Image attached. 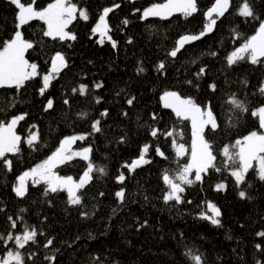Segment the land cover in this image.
I'll use <instances>...</instances> for the list:
<instances>
[{
  "label": "trees",
  "instance_id": "1",
  "mask_svg": "<svg viewBox=\"0 0 264 264\" xmlns=\"http://www.w3.org/2000/svg\"><path fill=\"white\" fill-rule=\"evenodd\" d=\"M162 1L72 0L88 14L87 20L76 14L66 28L74 40L44 36L46 24L39 19L19 28L33 42L24 58L37 65V75L19 90L0 88V122L24 115L15 126L19 151L0 157V257L13 250L22 253L24 264H192L186 255L191 251L202 254L203 264H264V236L258 235L264 232V180L253 162L244 182L237 184L231 172L238 158L228 161L223 154L225 147L238 151L232 146L249 132L262 131L253 109L264 103L260 92L264 57L252 64L245 54V59L231 66L226 58L258 30L264 0H250L255 18L238 14L243 0H230L228 11L212 31L184 45L176 57L169 53L178 39L204 30L205 13L215 0H197L198 11L188 17L174 12L167 19L142 18V8ZM21 3L42 9L55 0ZM104 8L113 9L106 17L111 41L93 33ZM17 10L11 0H0V48L17 31ZM58 52L66 67L54 71L52 58ZM161 63L165 67L158 70ZM201 68L205 71L198 77ZM47 73L53 78L41 94ZM80 85H87L84 94L79 92ZM166 91L209 106L217 121L216 129L210 125L204 129L215 166L202 173L200 181L183 185L179 204L164 201L169 188L163 176L175 180L190 162L191 123L164 107L161 97ZM232 98L243 102L246 111L229 103ZM49 99L53 106L46 110ZM104 112L107 115L102 116ZM95 121H100L99 132L93 131ZM154 129L156 136L151 134ZM34 130L38 140L29 145ZM70 134H82L78 142L89 145V161L94 165L92 178L77 191L81 203L70 204L64 189L45 195L47 184L31 180L25 195L17 196L13 189L18 175L48 157ZM173 141L184 145L183 155H176ZM145 147L148 163L130 171L126 165L138 159ZM87 164L73 157L55 170L78 177ZM120 174L125 177L122 183L117 181ZM194 177L193 169L189 178ZM221 183L225 187L218 190ZM121 189L123 200L115 195ZM209 203L221 212L219 226L201 216L202 212L212 216ZM33 229L35 241L24 248L7 239L9 234L14 237Z\"/></svg>",
  "mask_w": 264,
  "mask_h": 264
},
{
  "label": "snow or ice",
  "instance_id": "2",
  "mask_svg": "<svg viewBox=\"0 0 264 264\" xmlns=\"http://www.w3.org/2000/svg\"><path fill=\"white\" fill-rule=\"evenodd\" d=\"M13 4L19 9L18 15V28L29 23V21L34 19H39L44 21L47 25V31H44L43 35L46 37H51L53 39L59 38L60 40H74L76 39L75 35L71 34L65 29L73 20L76 19L77 6L72 3V0H55V3L49 4L47 8L43 10H35L31 3L25 5L21 3V0H11ZM114 7H119L115 5ZM230 7V0H215V3L210 7L205 16L208 20V23L205 25L204 30L199 33V35H185L180 38L178 41V46L175 47L169 55L176 57L177 53L183 48L185 44H188L192 41L199 40L202 36L206 35L208 32H211L213 26L216 24L217 19L225 15ZM112 8H105L103 14L99 18V22L93 28V33L100 32L101 36H106L107 39L111 41V36H108L110 31L109 26L106 21L108 13L111 12ZM198 11L197 0H167V3L163 4H153L151 7L146 8L143 12L142 18L146 19L148 17H160L161 19H167L174 12H181L186 17L192 16ZM215 14V16H214ZM238 14L244 17L255 18V13L251 7L250 0H243L241 7L238 10ZM80 18L87 20L88 14L85 9L79 10ZM124 24H127L128 21L124 20ZM103 41H101L102 43ZM116 44L113 41V47ZM33 48V42L25 39L20 30L15 31L13 37L10 40L3 42V48L0 50V88H12L15 87L17 90L22 88L26 81L32 79L37 75V65L35 63H29L24 58V54L29 49ZM250 59L252 64L259 62L260 57H264V21L259 23V28L256 35L252 36L247 40L246 43L241 45L235 51H233L226 59L229 66L237 63L240 60L246 58ZM215 55V53H213ZM53 70L58 71L59 67H66L65 58L61 53H56L52 58ZM165 65L161 63L158 66L159 69H163ZM139 72H143V68L138 69ZM204 68H201L199 73L196 75L199 77L204 74ZM51 75H45L43 77V87L40 89L41 94L49 87ZM188 83H192L188 81ZM97 88L102 85H95ZM213 89L215 85H211ZM87 85H80L79 92L84 94L86 91ZM77 91V89H73ZM261 94H264V86L260 89ZM134 97L129 99L127 103L131 105L133 103ZM161 100L164 103L165 108H171L175 112L177 117L182 119H191L192 121V152H191V162L183 167V169L178 173L175 180L170 178L169 175L165 174L163 180L169 188L164 194V201L167 203L169 201H175L177 204L182 203L181 193L185 191L183 185H192L196 181L202 179V173H207L208 169L213 168L214 161L216 159L213 154L212 147L208 140L204 137L205 126L210 125L214 130L217 128V121L213 115L211 109L202 110L193 99L191 98H181L174 91L165 92L161 97ZM99 102V100H97ZM67 104L68 101L65 100ZM235 108L240 109L241 111H246V106L243 102L238 99L232 98L229 100ZM53 101L48 100L46 110L52 108ZM101 115H107V112L101 113ZM253 115H259L260 126L264 127V106H261L258 110L253 112ZM24 119V115H19L14 117L11 122L5 125L0 122V157H4L5 153H16L19 151V142L20 137L17 136L13 129L15 128L19 120ZM155 119V117H154ZM100 121H95L92 125L93 131L99 132ZM35 127V125H33ZM153 136L157 135V131L154 129L151 133ZM167 136H172V132H167ZM80 136L67 137L61 141L60 147L42 164L37 165L35 168H32L30 171L23 173L22 176L18 178V185L14 186V191L17 196L23 197L26 193L25 181L28 177L33 178L34 184H40L44 182L47 184L45 189V195L49 191L57 192L58 190L66 189L68 192L69 203L72 205H78L81 203V197L77 195V191L82 189L88 181L92 178L91 173L94 171V165L89 161L87 170L84 172L79 182H74L71 177H60L53 173L52 169L55 168L58 164L64 163L66 160H70L72 156H80L84 160H89V153L91 149L84 148L80 152L72 153L68 155L69 146L77 139H82ZM38 140L37 133L33 132L29 136L27 143L32 145L35 141ZM174 146L176 147V155L181 156L184 154V145L176 144L173 141ZM232 148L238 149V151L231 152L228 147H225L223 150L224 156L228 161H236L238 158V166L234 168L231 172V175L235 178L237 184L244 182L245 176L248 173L249 169L253 167V161H256L258 164V174L261 180H264V134H258L257 132H251L249 135L245 136L243 140H237L235 145ZM148 151V148L145 147L138 159L133 160L131 165H126L131 171L135 167L140 166L141 163H148L145 160V153ZM157 153L163 155L157 148ZM6 164L10 162L5 161ZM195 169L194 179H190L189 176ZM96 171L103 173L104 169L97 168ZM219 170V169H217ZM125 177L123 174H120L117 177V181L122 183ZM217 189H223L224 184H218ZM115 195L121 200L124 199L125 193L121 189L115 193ZM241 198L245 197V192L241 191L239 193ZM209 211H211L212 216H207L203 212L201 216L203 219H208L213 225H220L221 212L214 204L209 203L207 205ZM16 225L13 224V227ZM36 230H25L22 235L12 236L9 234L7 239H14L17 248H24L28 242H34L36 238ZM260 236H264V232L258 233ZM2 239V238H0ZM52 240H48L47 244H52ZM47 246V245H46ZM259 247V245H257ZM192 261V264H203L202 254L196 253L192 254L191 251L187 252ZM47 259H53V257H47ZM0 264H24V258L22 253L19 251L9 250L6 254V257L0 259Z\"/></svg>",
  "mask_w": 264,
  "mask_h": 264
},
{
  "label": "rangeland",
  "instance_id": "3",
  "mask_svg": "<svg viewBox=\"0 0 264 264\" xmlns=\"http://www.w3.org/2000/svg\"><path fill=\"white\" fill-rule=\"evenodd\" d=\"M163 3H167V0H164V1H162V2H157V3H152V4H150V5H148V6H146V7H144V8H142L141 10H140V13H141V15H143V12H144V10L146 9V8H149V7H151L153 4H163ZM25 5H27V4H25ZM32 6H33V4H32ZM34 7V6H33ZM48 6H46V7H44V8H47ZM44 8H42V9H36L35 7H34V9L35 10H37V11H39V10H43ZM80 9H84V8H78L77 7V13L76 14H78L79 15V10ZM105 9V8H104ZM103 9V10H104ZM103 10H102V12L100 13V15H99V17H98V19L96 20V22L94 23V26H93V28L97 25V23L99 22V18H100V16L103 14ZM75 14V15H76ZM18 15H19V9L17 10V26H18V24H19V20H18ZM263 21H264V19H263ZM17 30H19V28L17 27ZM46 31H47V25H46ZM65 31H67L66 29H65ZM98 34H99V37L100 38H102V37H104V36H101V34H100V32H97ZM108 35V34H107ZM10 40V39H9ZM3 48V47H2ZM2 48H0V50H2ZM30 63V62H29ZM45 75H50L49 73H47V74H44L43 75V77L45 76ZM166 92H169V91H166ZM175 92V91H174ZM165 93V92H164ZM163 93V94H164ZM163 94H162V96H163ZM181 98H184V97H182L181 96ZM198 105V104H197ZM198 106H200V105H198ZM261 106H264V103L263 104H261V105H259V106H257V107H255L254 109H253V111H256V110H258ZM201 108H202V110H208V109H210L209 108V106H205V107H202V106H200ZM258 116V119H259V115H257ZM13 118H11L8 122H6V123H3L4 125H5V127L7 126V124L9 123V122H11V120H12ZM190 120V123H191V143H190V162H191V152H192V141H193V135H192V132H193V129H192V121H191V119H189ZM259 123H260V120H259ZM13 131H14V133L17 135V136H19V134L16 132V130H15V128L13 129ZM33 132H35V133H37L36 132V130H34V131H32L31 133H33ZM251 132H257L258 134H264V127H262V131H256V130H254V131H251ZM251 132H249L248 134H246L245 136H247V135H249ZM31 133H30V135H31ZM29 135V136H30ZM73 136H80V137H82V134H70V135H68V136H66L65 138H67V137H73ZM244 136V137H245ZM243 137V138H244ZM29 138V137H28ZM64 138V139H65ZM243 138H242V140H243ZM82 139H77V140H75L70 146H69V149H68V155H71L72 153H76V152H80V151H82L84 148H89L90 149V147H89V145L88 144H83V143H79L78 141H81ZM61 144V143H60ZM60 147V145L57 147V148H59ZM57 148L48 156V157H46V158H44L43 160H41L40 162H38V163H36L35 165H33V166H31V167H29V168H27V169H25L24 171H22L19 175H18V177H17V180H16V183H15V185L14 186H17L18 185V183H19V181H18V178L20 177V176H22L23 175V173H25V172H28V171H30L32 168H35L37 165H40V164H42L45 160H47L56 150H57ZM73 157H80V156H72V158ZM88 161V163H89V160H87ZM189 162V163H190ZM253 162H255L256 163V165H257V167H258V164H257V162L256 161H253ZM87 166H88V164H87ZM87 166H86V168L83 170V172L78 176V177H74V176H72V175H69V174H60V173H58L56 170H55V168H53L52 169V171H53V173L55 174V175H57V176H60V177H71L72 178V180L74 181V182H79L80 181V179H81V177L83 176V174H84V172L87 170ZM195 170V169H194ZM29 180H31V181H33V178L32 177H28L27 179H26V181H25V186L27 185V182L29 181ZM65 191H66V193H67V195H68V192H67V190L66 189H64ZM7 254V253H6ZM6 254L3 256V257H0V259H2V258H4V257H6Z\"/></svg>",
  "mask_w": 264,
  "mask_h": 264
},
{
  "label": "water",
  "instance_id": "4",
  "mask_svg": "<svg viewBox=\"0 0 264 264\" xmlns=\"http://www.w3.org/2000/svg\"><path fill=\"white\" fill-rule=\"evenodd\" d=\"M214 3H215V1H214ZM214 3H213V4H214ZM213 4H212V5H213ZM211 7H212V6H211ZM214 15H215V14H214ZM208 33H210V32H208ZM208 33H207V34H208ZM256 33H257V31H256ZM256 33H255L254 35H256ZM198 35H199V34H198ZM254 35H253V36H254ZM183 36H185V35H183ZM183 36H181V37H183ZM181 37H180V38H181ZM180 38L178 39V41L180 40ZM178 41H177L176 47L178 46ZM190 43H191V42H190ZM185 45H186V44H185Z\"/></svg>",
  "mask_w": 264,
  "mask_h": 264
}]
</instances>
